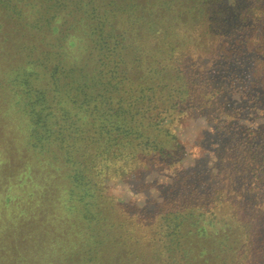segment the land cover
<instances>
[{
	"label": "trees",
	"instance_id": "obj_1",
	"mask_svg": "<svg viewBox=\"0 0 264 264\" xmlns=\"http://www.w3.org/2000/svg\"><path fill=\"white\" fill-rule=\"evenodd\" d=\"M243 1H236L240 10L251 4ZM225 2L0 0V66L7 75L18 64L8 87L0 75V98L11 89L13 106L26 118L0 127V153L16 155L19 169L10 168L14 188L29 184L27 192L4 188L0 264H253L260 258L264 264V212L257 210L249 223L235 216L228 224L222 218L215 223L205 205L199 206L202 214L160 203L131 208L106 187L110 180L140 176L150 160L176 162L168 122L192 96L188 71L199 74L181 59L200 45L188 25L216 20ZM254 3L264 11V0ZM241 17L252 18L247 11ZM223 32L235 45L256 39L264 44L263 27L254 38L237 29ZM4 102L0 99V126L8 113ZM247 131L246 158L262 146L252 174L264 192V133ZM15 155L0 159L13 163ZM29 158L35 168L27 165ZM43 170L55 172L63 191L53 182L49 195L39 198L49 187L48 179H40ZM187 170L186 178L199 185L203 170ZM249 192L243 196L253 189ZM61 202L65 210L59 212ZM214 240L225 247L222 262L203 253Z\"/></svg>",
	"mask_w": 264,
	"mask_h": 264
},
{
	"label": "rangeland",
	"instance_id": "obj_2",
	"mask_svg": "<svg viewBox=\"0 0 264 264\" xmlns=\"http://www.w3.org/2000/svg\"><path fill=\"white\" fill-rule=\"evenodd\" d=\"M225 1L226 9L215 11L220 14L218 17L214 15L216 20L214 18L213 20H208V18L201 20L194 19L188 25V31L194 32L196 37L200 38L198 39L200 45L191 47L192 49L185 53L186 57L181 59L185 60L183 63L187 62L195 66V72L199 74L194 75L193 71H188L194 85L192 96L189 98L190 100L182 104L180 111L178 110L174 114L172 122L168 118L163 121L165 123L169 121L168 127L173 133L172 140L177 150L176 162L170 164L167 159L156 162L150 160L148 167L141 172L140 176L136 177L133 175L126 179L110 180L106 185L109 192L115 198L123 203H129L131 208L133 205H136L138 208L146 206L153 209L154 205L160 203L162 208H177L183 205L186 208L196 209V212L200 214L201 207L199 206L205 205L206 208L204 209H210L209 214L211 217H214L210 218L215 223H220L218 220L221 218L223 219L222 222L227 223L228 220L234 219V216L245 222L248 219L251 220L249 217L251 215L254 216L257 210L264 212V192L257 187L256 178L259 177L252 174V167L255 166L254 158L261 157L259 156V152L262 146L259 149L256 147L254 151L247 153L248 157L246 158L243 145L237 139V133L236 135L233 133V130L240 126L250 125L260 128L259 125L263 122L262 118L254 116V110L250 108L242 110L244 107L250 105L244 99L242 90H253L255 87L254 90L264 95V77H262L264 72V44H259L256 39L251 44L248 43V46H244V42H237L235 45L231 42L234 37L229 39V37H226L228 36L227 33L223 32L237 29L241 34L246 35L247 33V38L249 36H253L251 38H254V36L260 34V29L264 28V11L259 9L260 6H255L254 3L248 4V6H244L240 10L239 3L241 5V2L239 0ZM236 1H239V3ZM246 11L251 14L252 18H249V20L240 19L241 14H244ZM183 14L186 13L183 12ZM190 14L191 16L196 15V13ZM199 35H204V38H201ZM240 38H244V36ZM252 48L254 52H252ZM254 53H256V58ZM258 54L261 57V64L258 63ZM234 57L235 60H232ZM182 66L184 70H188L186 64ZM16 67H13V70L10 69V71L8 69V73L5 75L4 65L0 66V75L1 78H4V87H8V81L13 79L12 74L17 73V70H14ZM203 69H205L207 74H203ZM258 70L259 72L261 70V73L258 74ZM223 95H225L224 98ZM249 96L250 92L247 93V98ZM0 99H2V102L5 100L4 103L8 107L5 109L8 113H5L3 116V123L0 126L1 130L2 128L6 129V127L12 128L14 123L18 126V122H25L26 118H22L23 115L20 113L21 108L19 110L15 109L12 104L14 97L11 89L9 91V88H7ZM232 116H234L233 121H231ZM15 117L16 120L14 119ZM227 122L228 126H231L229 129H232L229 135L227 132H222L221 129L222 126H227ZM214 127H217L219 132ZM0 155V158L4 159L9 155H15V153H3V155L0 153ZM214 157L216 160L211 164L209 160ZM198 159L200 161L206 159L205 164L202 166L203 168L210 167L212 189L205 188L202 184L193 185L192 183L190 185L191 178H186L191 173L187 168L192 163H197ZM27 165L32 168L36 167L31 158L27 161ZM10 168L16 171L19 169L16 155L13 163L6 162L4 164L3 160L1 161L0 159L1 201L3 200L6 185L10 186L13 193L27 192L29 189L27 182L22 186L18 182L19 184L17 183L18 185H15L16 187L14 188L13 183L10 182L13 179ZM182 170L186 172H181ZM40 173L41 180L48 179V182H45V186L48 185L50 189L48 187L46 192L41 190L39 198H45V196L49 195L53 182L57 189L63 191V182L62 187H60L58 176L54 171L43 170ZM62 174L61 172V176ZM31 176L32 178H36L38 174L33 171L31 172ZM60 179H63V177H60ZM253 180L256 182H253ZM162 181L165 182V185L160 188ZM179 182L183 185L186 184V186L183 189L180 188L178 186ZM195 187H197L198 193L209 194L214 197L222 191L217 196V206L207 198H202L198 193L189 196L187 193ZM216 188L218 189L215 190ZM252 189L253 192L251 194L243 196V193H250L249 191ZM175 197L178 200L171 201ZM185 197H187L186 200L184 199ZM161 198H165V200L161 201ZM62 207L61 202L59 212L62 211ZM211 211L213 212L212 214ZM218 214H221V217H216ZM243 215L245 218H241ZM249 222L247 221V223ZM11 224L13 225L14 221L8 222V226H11ZM0 232H2L1 229ZM251 236L252 233H250ZM260 237H258V240ZM203 247H205L203 248L205 252H201L212 257L218 256L216 262H222L225 256V252L223 251L225 247L221 246L218 241L214 240L212 244H207ZM194 253H197L196 249ZM253 257L249 260L250 262L253 260ZM260 259L255 263L253 262V264H261L263 260L262 258Z\"/></svg>",
	"mask_w": 264,
	"mask_h": 264
},
{
	"label": "flooded vegetation",
	"instance_id": "obj_3",
	"mask_svg": "<svg viewBox=\"0 0 264 264\" xmlns=\"http://www.w3.org/2000/svg\"><path fill=\"white\" fill-rule=\"evenodd\" d=\"M240 2H241V4L242 3H244L245 4V1H243V0H239ZM254 1L255 0H251V1H249L250 3H254ZM254 5H255V3H254ZM245 6V5H244ZM256 6V5H255ZM243 31H245V30H243ZM255 54L256 53H254V56H255ZM255 58H256V56H255ZM258 63L259 64H261V57L259 56V54H258ZM259 73H261V70H260V72H259V70H258V74ZM262 77H264V72H263V75H262ZM261 77V78H262ZM242 81H245V80H242ZM244 83V82H243ZM255 88V87H254ZM254 88H253V90H248V91H245V90H242V93H243V97H244V99L246 100V102L247 103H249L250 105H248L247 107H244L242 110H244L245 108H247V110L250 108V109H252V110H254V116L256 117H259V118H262V120H263V122H262V124L261 125H259L260 126V128L259 127H252V126H250V125H248V126H240L239 128H236V129H234L233 130V133L236 135V133H237V139H238V141L243 145L244 144V141H245V134H248V131L247 130H251V131H253V132H256V133H260V132H263L264 133V95H261L259 92H257V90H254ZM248 92H250V96H249V98H247V93ZM232 120L231 121H233L234 120V116H232V118H231ZM229 122V121H228ZM228 122H227V126H222V132H227V134L229 135V133H230V131L232 130V129H230L229 131H228V129H229V127H231V126H228ZM214 129H217V127H214ZM218 130V132H219V129H217ZM252 134V133H251ZM216 160V158L214 157L213 159H211V160H209L210 161V163L211 164H213V162ZM208 161V162H209ZM230 161L231 162H233V160L232 159H230ZM197 163H192L189 167H191L192 169H202L203 170V172H204V174H203V177H201V178H199L198 180H199V182H200V184H202L205 188H208V189H210L211 187H212V184L210 183L211 181V179H210V167H206V168H203L202 166L205 164L204 162H206V159L204 160V159H202V161H200L199 159L196 161ZM195 173H197V171L195 172ZM191 182L194 184L195 183V181L193 182V179H191ZM165 185V182L164 181H162L161 183H160V188H162V186H164ZM212 189V188H211ZM218 188H216L215 190H217ZM222 189V188H221ZM214 190V189H213ZM199 191H200V189H199ZM197 193H198V191H197ZM219 193H222V191H220ZM219 193L218 194H216L217 196L219 195ZM199 195H200V193H198ZM214 197V196H210L209 194H206L205 195V198H207L208 200H210V202L212 203V202H214L215 203V205H216V202H217V199H218V197ZM161 199H165V198H161ZM217 206V205H216Z\"/></svg>",
	"mask_w": 264,
	"mask_h": 264
}]
</instances>
